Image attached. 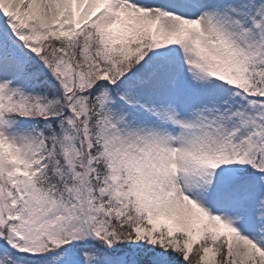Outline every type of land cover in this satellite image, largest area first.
Instances as JSON below:
<instances>
[{
  "label": "snow or ice",
  "instance_id": "obj_1",
  "mask_svg": "<svg viewBox=\"0 0 264 264\" xmlns=\"http://www.w3.org/2000/svg\"><path fill=\"white\" fill-rule=\"evenodd\" d=\"M0 264H264V0H0Z\"/></svg>",
  "mask_w": 264,
  "mask_h": 264
}]
</instances>
